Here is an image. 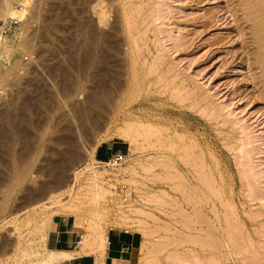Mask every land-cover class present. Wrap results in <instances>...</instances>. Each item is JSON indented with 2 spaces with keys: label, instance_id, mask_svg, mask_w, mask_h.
Here are the masks:
<instances>
[{
  "label": "rangeland",
  "instance_id": "1",
  "mask_svg": "<svg viewBox=\"0 0 264 264\" xmlns=\"http://www.w3.org/2000/svg\"><path fill=\"white\" fill-rule=\"evenodd\" d=\"M256 2L33 1L20 27L25 45L1 55L9 74L0 82V196L9 207L0 264L51 249L55 215L77 241L94 233L87 218L108 233L140 232L139 264H264V24L251 20L264 22V11ZM121 127H132L133 142ZM104 141H117L123 166L133 160L138 169L108 176L114 193L94 200L88 172L75 174L87 163L104 168L95 154ZM129 204L136 209L125 216ZM35 210L44 240L27 222Z\"/></svg>",
  "mask_w": 264,
  "mask_h": 264
},
{
  "label": "bare ground",
  "instance_id": "2",
  "mask_svg": "<svg viewBox=\"0 0 264 264\" xmlns=\"http://www.w3.org/2000/svg\"><path fill=\"white\" fill-rule=\"evenodd\" d=\"M33 1L34 0H16V2H20L21 5L19 4V5H17L19 8H15V3L13 2V0H0V17H3L5 19L6 18L16 17V18H19L20 20H22V19H24L27 16V14L29 12V8L31 6H33V4H34ZM258 1L259 0H257V2L255 3V5L258 3ZM260 1H259V3H261L260 4L261 6L260 7L257 6V5L255 6V7H258V8H256L257 9L256 11H258V12L264 11V4H263V1L264 0L262 2H260ZM247 2H248V0H247ZM252 2L253 1H250L249 3L252 4ZM252 5H254V2H253ZM96 11L100 15V17L103 18L104 14H105L104 8H97ZM252 12H254V11H252ZM252 17H253V15H252ZM251 20L256 21V23H255L256 26H261L262 23L264 24V22L261 19L259 20L257 16L253 17V19H251ZM252 25L254 26V24H252ZM262 29H264V28H262ZM262 29H260V30L258 29V30L261 32ZM257 34L259 35V32ZM22 36L23 35L21 33H17V32H15V34H13V33L10 34L9 33V34L3 35V36L0 35V82L3 81L7 77L6 76L7 74H9L8 73V68H4L5 66L1 65V55L2 54H5L6 55V58L7 59H10L11 56H13L16 53L20 52L21 51V46L25 43V42L23 43L20 40V38ZM260 37L263 38L264 37V34H261L259 36V38ZM11 40L13 41V44H11V42H10ZM262 45H264V44H262ZM260 47L262 48V46H260ZM14 65L16 66L17 65V62H14ZM121 128H122L121 131L119 130L120 136L123 139H125V140H128V141L133 142V140L135 138L134 135H136V134L135 133L133 134V131H131L132 130V127H131V130L128 129L127 127H125V128L121 127ZM90 152L91 151H89V153ZM131 152H132V150H131ZM96 160L104 165V168L103 169L97 168V166H94V164L93 165H90V163H87L85 165V167H83L80 170H77L76 171V174H75V180H78V178L80 177L81 174H83L84 172H88V174L86 175L87 176L86 177L87 178L86 179V181H87L86 182L87 183L86 187L88 186L89 189H87V190H89V192L92 195L90 198H93L94 200L95 199H98L99 197L100 198L101 197H104V196L106 197L108 195V193H110L112 191V189H110V186H111L110 184L111 183H109V186H107L108 184L106 185V183L111 179V177L107 178L108 176L113 175V176L116 177L119 174H126L127 175V174L132 173L133 171H134L133 173H135L137 171V169H138L137 163L135 161H133V160H131V161L128 160L127 161V164L124 165V166H123V162L118 163V164H115V163L113 164V163H109L108 161L99 160L97 158H96ZM25 167H23V169L21 168L23 170V172L21 173V177L22 178L24 176H26L27 175V172H28V170H27L28 168L25 169ZM15 171H16L15 174H16V178H17V181H16L17 183L13 179V181L10 184V190L9 191H12L16 187V185L14 184V182L16 184H21V179L22 178L19 177L20 175L17 172V170H15ZM124 180H127V179L124 178ZM128 180H130V179L128 178ZM0 193H1V181H0ZM111 193H114V192H111ZM133 206H134L133 204H129L128 209L122 210L121 213H123V215H125V216L130 215V213L131 212H134V210L136 209V208L134 209ZM8 207H9L8 201H5L4 202V198L2 199L1 196H0V215H3V213L7 211ZM37 212L38 211L35 210V211L29 213L28 214V217H27V222H28V224H29L30 221H35L36 222V224L34 225V228L33 229L31 228L32 229V232L35 233V235L37 234L38 237H41V239L43 238V240H44V238L47 237V234L44 232L45 224L40 222L39 217L36 216ZM52 219L53 218L51 217L49 219V221H51ZM15 220L14 219H11L10 221L13 222ZM45 220H43V221H45ZM75 220H78V216L75 218ZM17 221H19V220H17ZM85 225L89 229L92 228L94 230V233L92 232L93 233L92 234L91 231H90L89 234H88V236L86 238H85V234L86 233L83 234L82 239H80L79 242L77 243L78 249L76 250V252H72L73 250L72 251H68L66 249L65 250H63V249L61 250V249L51 248V249H49L48 251H45V252H39V253H37V251H36V257L35 258L32 257V259L24 260V258H22V257L25 256V253H26L25 252L22 256L20 255L21 257L17 255L18 257H15L14 258L12 264H63V261L65 259L70 258L74 254L76 255L77 253L78 254H90V255L97 256V263L96 264H123L122 260H119V259H116V258H110L109 259L107 257V248H108L109 238H108V232L104 228L103 224L101 222H97V223L94 224V223H92L90 221L89 218H87V219H85ZM111 228H114V227H111ZM17 230L19 231V229H17ZM30 230H28V231H30ZM20 235L18 236L19 238L21 237ZM22 236H23V233H22ZM16 240H17V242L14 243V244H11V247H12V252H16L17 253V251L20 249V246H21L20 243H22V242H19L18 241V238ZM20 241H23V240L20 239ZM24 244H25V242H24ZM22 249L25 250L24 248H21V250ZM12 254H14V253H12ZM28 254H30V253H28ZM12 257H11V260H12Z\"/></svg>",
  "mask_w": 264,
  "mask_h": 264
},
{
  "label": "crops",
  "instance_id": "3",
  "mask_svg": "<svg viewBox=\"0 0 264 264\" xmlns=\"http://www.w3.org/2000/svg\"><path fill=\"white\" fill-rule=\"evenodd\" d=\"M120 145L117 141H104L96 149V158L102 161L107 160L113 154L119 152ZM126 228H113L109 230L107 257L122 260L123 264H139L141 247L143 243L142 234L138 231ZM78 235L74 231L68 221L61 215H55L52 222V228L49 236V245L51 248L63 249L76 252L78 249L77 244L75 250L73 249L74 243L77 241ZM78 254V253H77ZM73 255L63 261L64 264H93L87 257L93 256L90 254Z\"/></svg>",
  "mask_w": 264,
  "mask_h": 264
},
{
  "label": "built area",
  "instance_id": "4",
  "mask_svg": "<svg viewBox=\"0 0 264 264\" xmlns=\"http://www.w3.org/2000/svg\"><path fill=\"white\" fill-rule=\"evenodd\" d=\"M21 7V6H20ZM15 8H19L17 5H15ZM23 22V19L20 20L19 18L16 17H12V18H3L0 17V35H7V34H11V33H21V24ZM27 59V58H26ZM125 154L122 152H117L115 154H113L112 156H110L107 160L109 163H121L124 158H125ZM120 195H121V200L123 202H127L130 199V195H131V191H129V186L126 184H121L120 185ZM113 229V228H111ZM126 232H129V229H125ZM83 234L79 235V240L82 239ZM79 240L77 241V243L79 242Z\"/></svg>",
  "mask_w": 264,
  "mask_h": 264
}]
</instances>
